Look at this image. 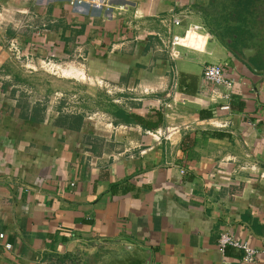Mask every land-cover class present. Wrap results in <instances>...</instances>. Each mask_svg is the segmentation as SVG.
<instances>
[{
    "label": "crops",
    "instance_id": "1",
    "mask_svg": "<svg viewBox=\"0 0 264 264\" xmlns=\"http://www.w3.org/2000/svg\"><path fill=\"white\" fill-rule=\"evenodd\" d=\"M78 1L0 0V264L83 263L81 249L120 238L152 264H245L223 233L264 264V75L225 39L237 0ZM12 40L33 63L81 60L104 94L28 75ZM208 65L232 87L207 81ZM119 110L175 132L155 142ZM77 115L79 132L58 124Z\"/></svg>",
    "mask_w": 264,
    "mask_h": 264
},
{
    "label": "flooded vegetation",
    "instance_id": "2",
    "mask_svg": "<svg viewBox=\"0 0 264 264\" xmlns=\"http://www.w3.org/2000/svg\"><path fill=\"white\" fill-rule=\"evenodd\" d=\"M235 9L233 21L229 22L231 27H225V34L229 35L225 39L229 47L237 53H243L246 49L254 50V56L248 52L246 57L253 65L261 61L264 66V0H247L235 5Z\"/></svg>",
    "mask_w": 264,
    "mask_h": 264
},
{
    "label": "built area",
    "instance_id": "3",
    "mask_svg": "<svg viewBox=\"0 0 264 264\" xmlns=\"http://www.w3.org/2000/svg\"><path fill=\"white\" fill-rule=\"evenodd\" d=\"M72 4L80 3L78 0H71ZM176 26L180 25V21L176 19L175 21ZM9 50L11 55L20 63L24 60L25 68L30 69L31 71H37L38 66L33 63V58L26 54L19 43L15 40H12L9 44ZM44 66L46 65L45 62H41ZM73 67L69 66L68 69ZM52 69L61 70L63 71L62 65L60 66H52ZM204 77L207 81L211 82L216 86H227L232 87L233 82L228 80L222 70V67L219 65H208L204 69ZM85 80V79H83ZM90 80V79H89ZM99 84L102 86V82L100 81ZM175 131L170 130H147L146 135L152 138L155 142H162V141H170L173 133ZM1 239H4V235H0ZM219 247L222 251H225L227 248H235L237 250H241L244 254L243 262L245 264H252L256 261V258L259 254L258 250L249 246L246 242L238 241L233 235L230 233H223L219 240ZM10 249V247H7Z\"/></svg>",
    "mask_w": 264,
    "mask_h": 264
},
{
    "label": "rangeland",
    "instance_id": "4",
    "mask_svg": "<svg viewBox=\"0 0 264 264\" xmlns=\"http://www.w3.org/2000/svg\"><path fill=\"white\" fill-rule=\"evenodd\" d=\"M2 25V24H0ZM41 62H45L46 65H48L47 67L44 66ZM35 65L38 66V70L37 71H31L30 69H26L25 67H22L21 70H23L24 72H26L28 75L30 76H37V78L39 79H46V78H55L59 81H66V82H73L76 83V91L75 94L77 95V99H79V97H83L87 94H91L93 95L95 98H93L94 100H96V97L100 98L102 97V95L104 94V88L100 87V85L98 84V79H92L90 78L87 73L85 72L86 69L81 65L82 61L78 60V62L76 63H72L69 62V60L66 61H55L54 59H49V58H43V59H38L36 61V63H34ZM62 65L63 67V71L61 70H54L52 69V66H60ZM71 66L73 68L68 69V67ZM85 79V80H83ZM90 79V80H89ZM46 87V85H44ZM52 91V90H50ZM72 94V93H71ZM59 95L63 96L62 99L64 100L63 103L68 104L65 107L68 108L69 106V88L68 86H60V91H59ZM74 95V94H73ZM88 95V96H89ZM97 101V100H96ZM99 102H91L90 103V109L96 110V109H100L101 104H100V100H98ZM99 114L95 115V120L94 122L97 123L98 119H96ZM102 122V121H101ZM104 122V121H103Z\"/></svg>",
    "mask_w": 264,
    "mask_h": 264
},
{
    "label": "water",
    "instance_id": "5",
    "mask_svg": "<svg viewBox=\"0 0 264 264\" xmlns=\"http://www.w3.org/2000/svg\"><path fill=\"white\" fill-rule=\"evenodd\" d=\"M231 52L240 60H242L254 72L264 75V70H257L256 67L249 61V57H246V55L248 54L254 56V50L252 51V49H246L245 51H243V53H237L235 50L231 49ZM243 54L246 58H244ZM93 244L96 246L93 250L86 248L81 249V253L88 255L89 258L85 259L83 263H81L80 258H78L76 260V264H152L153 261L152 250L143 247L142 245L135 241H132L131 239L120 238L116 240H100L93 242ZM99 245L104 246L101 251H99ZM101 252H108L112 255L102 262H93L92 258L94 256H97V254ZM71 256L75 257L77 256V253L75 252Z\"/></svg>",
    "mask_w": 264,
    "mask_h": 264
},
{
    "label": "trees",
    "instance_id": "6",
    "mask_svg": "<svg viewBox=\"0 0 264 264\" xmlns=\"http://www.w3.org/2000/svg\"><path fill=\"white\" fill-rule=\"evenodd\" d=\"M245 1L247 0H237L235 5H239V4H243ZM234 11L235 6H234ZM239 12V11H238ZM116 116H118L119 121L121 123L124 124H137L140 125L141 127H143L146 130H156L158 129L162 124H163V118L161 115H158V120L157 121H149L143 117H140L138 115H126L124 113V111L119 110L116 113ZM58 124L62 127V128H68L70 130H76V131H80L81 128L83 127V123H84V117L83 116H64V117H60V119H58ZM117 124V123H116ZM117 190V185H115L114 187H112V191L114 193H116Z\"/></svg>",
    "mask_w": 264,
    "mask_h": 264
}]
</instances>
